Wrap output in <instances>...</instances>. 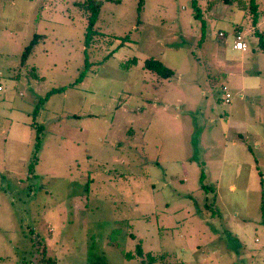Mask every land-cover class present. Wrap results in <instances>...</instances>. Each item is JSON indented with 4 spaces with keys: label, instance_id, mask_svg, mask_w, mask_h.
<instances>
[{
    "label": "rangeland",
    "instance_id": "rangeland-1",
    "mask_svg": "<svg viewBox=\"0 0 264 264\" xmlns=\"http://www.w3.org/2000/svg\"><path fill=\"white\" fill-rule=\"evenodd\" d=\"M75 1L0 0V264H264V0Z\"/></svg>",
    "mask_w": 264,
    "mask_h": 264
},
{
    "label": "trees",
    "instance_id": "trees-1",
    "mask_svg": "<svg viewBox=\"0 0 264 264\" xmlns=\"http://www.w3.org/2000/svg\"><path fill=\"white\" fill-rule=\"evenodd\" d=\"M230 1V0H227ZM75 5L78 6L79 9H81L82 11H84L85 13H87L88 15V25H87V39H89V36L92 32H94V23H95V18L97 16V13L99 11V8L101 6V1L99 0H79V1H75L74 2ZM237 5H239V8L242 10H245L246 8L249 7L250 12L252 14V20L255 21L257 18V3L255 0H248V2H246V0H239L238 2H236ZM231 4V3H230ZM262 14L264 13V9L261 10ZM238 30V29H236ZM235 30V31H236ZM42 35L40 34H36L33 36V38L30 40V42L25 46L22 54H21V61L25 62L28 55L30 54V52L32 51V48L35 44L38 43L39 39H41ZM262 38V35H261ZM261 45L264 48V41L261 40ZM136 63V58H130L128 60H126L124 63H122L123 67H130L132 64ZM145 67L151 70L156 71L158 74H160L163 77H168L169 75H171L173 73V71L167 67H165L161 62L156 61V60H148L145 62ZM31 75L36 76L37 74L35 72H33L32 70L29 72ZM203 188L205 189V191H209L211 190L210 187H206L205 185H203ZM261 211L262 214L264 216V200L261 201ZM140 246V245H139ZM138 255L142 254V250L140 247H138L137 250ZM149 262H152L153 258L151 256H149Z\"/></svg>",
    "mask_w": 264,
    "mask_h": 264
},
{
    "label": "built area",
    "instance_id": "built-area-1",
    "mask_svg": "<svg viewBox=\"0 0 264 264\" xmlns=\"http://www.w3.org/2000/svg\"><path fill=\"white\" fill-rule=\"evenodd\" d=\"M264 16V13L262 14ZM220 35H223L222 32L219 33ZM233 48L236 50L245 51L247 49V45L244 41V37L241 33V31L238 29L234 31V44ZM223 90H227V87L225 85L222 86ZM231 94L229 92H225V100L229 101Z\"/></svg>",
    "mask_w": 264,
    "mask_h": 264
},
{
    "label": "crops",
    "instance_id": "crops-1",
    "mask_svg": "<svg viewBox=\"0 0 264 264\" xmlns=\"http://www.w3.org/2000/svg\"><path fill=\"white\" fill-rule=\"evenodd\" d=\"M239 29V28H238ZM240 30V29H239Z\"/></svg>",
    "mask_w": 264,
    "mask_h": 264
},
{
    "label": "flooded vegetation",
    "instance_id": "flooded-vegetation-1",
    "mask_svg": "<svg viewBox=\"0 0 264 264\" xmlns=\"http://www.w3.org/2000/svg\"><path fill=\"white\" fill-rule=\"evenodd\" d=\"M148 254V253H147Z\"/></svg>",
    "mask_w": 264,
    "mask_h": 264
}]
</instances>
